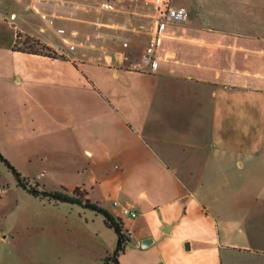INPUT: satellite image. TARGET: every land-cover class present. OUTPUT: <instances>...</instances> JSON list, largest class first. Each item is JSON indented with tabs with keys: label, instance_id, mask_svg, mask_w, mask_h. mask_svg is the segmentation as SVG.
<instances>
[{
	"label": "crops",
	"instance_id": "obj_1",
	"mask_svg": "<svg viewBox=\"0 0 264 264\" xmlns=\"http://www.w3.org/2000/svg\"><path fill=\"white\" fill-rule=\"evenodd\" d=\"M14 151L122 220L120 264H264V0H0ZM85 224L104 264L118 237Z\"/></svg>",
	"mask_w": 264,
	"mask_h": 264
},
{
	"label": "rangeland",
	"instance_id": "obj_2",
	"mask_svg": "<svg viewBox=\"0 0 264 264\" xmlns=\"http://www.w3.org/2000/svg\"><path fill=\"white\" fill-rule=\"evenodd\" d=\"M11 155L13 160L6 159L29 185L61 190L51 169L23 161L20 151ZM91 213L77 204L33 196L0 159V264H100L93 257V232L85 224Z\"/></svg>",
	"mask_w": 264,
	"mask_h": 264
},
{
	"label": "trees",
	"instance_id": "obj_3",
	"mask_svg": "<svg viewBox=\"0 0 264 264\" xmlns=\"http://www.w3.org/2000/svg\"><path fill=\"white\" fill-rule=\"evenodd\" d=\"M25 38V41L22 42V39ZM21 45H29L22 47ZM37 46L38 48H34ZM14 50L28 52L33 54H42L52 58H67L64 54H60L57 50L48 46L41 40L28 35L22 32L18 33V39L14 46ZM0 159L6 164V166L14 174L18 186L28 191L35 197L48 198L56 202H67L71 204H77L82 206L85 209L91 210L99 215L104 217V222L106 226L113 229L118 237V242L115 250L112 254L104 258V264H120L119 257L125 251L127 243L130 241L131 236L129 235L128 230L125 229L124 223L118 217H116L112 212L107 208L103 207L97 202H93L89 198V193L87 190L82 189L81 187H76L73 193L71 194L66 188L62 187L58 191H46L40 190L36 186L40 187L41 184L37 182L36 186L29 185V180L22 175L0 152Z\"/></svg>",
	"mask_w": 264,
	"mask_h": 264
},
{
	"label": "built area",
	"instance_id": "obj_4",
	"mask_svg": "<svg viewBox=\"0 0 264 264\" xmlns=\"http://www.w3.org/2000/svg\"><path fill=\"white\" fill-rule=\"evenodd\" d=\"M113 205H114V207L120 209L122 215L129 216L132 218H136L139 215L138 211H136L135 209H133L132 207H130L128 205L122 204L118 200L114 201ZM129 235L131 236L130 233H129Z\"/></svg>",
	"mask_w": 264,
	"mask_h": 264
},
{
	"label": "water",
	"instance_id": "obj_5",
	"mask_svg": "<svg viewBox=\"0 0 264 264\" xmlns=\"http://www.w3.org/2000/svg\"><path fill=\"white\" fill-rule=\"evenodd\" d=\"M152 243V239H146L144 242H143V246H148L149 244ZM186 247L189 248V244H186Z\"/></svg>",
	"mask_w": 264,
	"mask_h": 264
}]
</instances>
